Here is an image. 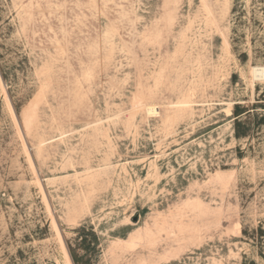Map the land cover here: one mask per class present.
<instances>
[{"label":"rangeland","instance_id":"1","mask_svg":"<svg viewBox=\"0 0 264 264\" xmlns=\"http://www.w3.org/2000/svg\"><path fill=\"white\" fill-rule=\"evenodd\" d=\"M252 65L264 0H0V264H264Z\"/></svg>","mask_w":264,"mask_h":264},{"label":"bare ground","instance_id":"2","mask_svg":"<svg viewBox=\"0 0 264 264\" xmlns=\"http://www.w3.org/2000/svg\"><path fill=\"white\" fill-rule=\"evenodd\" d=\"M250 71H251L253 80H261V79H264V66H261V65H252L250 67Z\"/></svg>","mask_w":264,"mask_h":264},{"label":"trees","instance_id":"3","mask_svg":"<svg viewBox=\"0 0 264 264\" xmlns=\"http://www.w3.org/2000/svg\"><path fill=\"white\" fill-rule=\"evenodd\" d=\"M241 109H242V108H241L240 106H237V107H236V109H235V115H236V116H238V115L241 113V111H240ZM237 126H238V127L240 126L239 121L237 122ZM238 127H237V128H238ZM239 133H240V132L237 131V135H239Z\"/></svg>","mask_w":264,"mask_h":264}]
</instances>
